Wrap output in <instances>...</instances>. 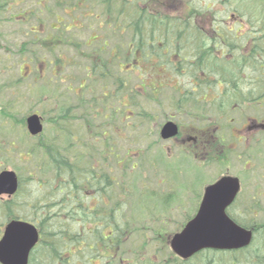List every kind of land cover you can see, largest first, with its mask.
Segmentation results:
<instances>
[{
    "label": "trees",
    "instance_id": "obj_1",
    "mask_svg": "<svg viewBox=\"0 0 264 264\" xmlns=\"http://www.w3.org/2000/svg\"><path fill=\"white\" fill-rule=\"evenodd\" d=\"M50 1L55 9L48 10L56 20L61 12H69L70 18L86 23L83 28L90 27L88 21L98 11L102 23L98 29L103 39L92 47L89 44L93 38L78 43L63 40L69 37L62 30L55 34L54 47L61 40L66 46L72 43L83 54L79 53V58L86 60L83 65L86 77L80 84L82 95L79 99L76 95V106L66 99L64 105L51 110L53 117L48 122L53 123L57 132L54 139L44 142L39 139L33 145L22 142L21 149L16 147L15 140L4 143L0 139V154L6 157V163H21L15 169L24 174L20 193L0 203V211H8L12 218L21 212L24 219L38 225L41 240L29 264H139L138 258L147 257L150 252L162 262L179 259L169 251L168 221L144 218L140 228L135 222L134 214L139 209L148 211L151 203L142 204L144 191L149 193L161 183L153 184L142 174L143 187L137 190L134 176L137 168L143 167V159L134 160L126 155L122 160L116 143L111 144L110 135L116 133L115 125L127 123L137 109L145 120L154 119V115L146 112L145 104L157 101L166 89L176 95L170 99L173 109L195 103V98L210 91L216 95L211 106L217 107L222 117L236 110L240 103L239 80L258 73L264 77V61L258 58V54L264 53V35L260 37V32L254 35L258 38L254 40L250 58V47L243 48L245 44L240 41L245 38H234L231 32L264 28V0H174L182 8L175 11L166 8V0H99L97 8L87 0H41V3L46 5ZM6 6V1L0 0V12L8 11ZM71 29L78 30L79 26ZM40 43L50 54L54 53L42 40L36 41L38 48L42 47ZM239 49L243 51L242 59ZM87 50L91 53L87 54ZM29 52H33L34 64L40 65L38 50ZM64 64L56 58L58 69ZM115 64L119 70H113ZM122 73L130 74L127 75L130 79H120ZM21 82L19 79L17 83ZM163 82L167 84L165 89L159 88ZM192 82L199 85L192 87ZM95 89L102 91L100 98ZM255 91L264 92V80L258 82ZM16 102L19 100L0 106V115L11 118L18 126L12 118L16 116L13 111L18 112ZM78 108L83 109L80 115ZM101 113L110 120L109 125H101V133L87 132L82 143L81 135L92 131ZM67 121H71L72 129L66 127ZM79 122L87 128L74 132V125ZM23 123L19 127H24ZM60 136L65 139L62 141ZM133 190L143 198L132 199ZM137 249L140 251L135 254ZM124 252L132 257L126 258ZM156 262L160 261L152 259V264Z\"/></svg>",
    "mask_w": 264,
    "mask_h": 264
},
{
    "label": "rangeland",
    "instance_id": "obj_2",
    "mask_svg": "<svg viewBox=\"0 0 264 264\" xmlns=\"http://www.w3.org/2000/svg\"><path fill=\"white\" fill-rule=\"evenodd\" d=\"M5 1L7 3L6 7H9V9L4 13L0 12V106H6L11 100L12 102H15L16 99L19 100V102L14 104L15 109L17 108L18 112L13 109V113L16 116H12V118L16 120V123H19V125L21 122L23 123V119L26 120L28 116H31L33 113L42 117L45 116L44 118L46 120L44 124V132L42 135L38 136L36 140L34 138L28 139L29 136L25 125H23L24 127H19V125L16 126L15 123L11 121V118L6 119L0 115V139H3L4 143L15 140L19 142L20 147L22 148V146H24L22 142L33 145L37 144L39 139H42V142L47 139H54L57 132L48 123V121L53 117V112L51 110L57 109L58 105H64L63 103H65L66 99L72 106L77 105L74 103L76 101V95L77 99H79L82 95L80 84L83 81L82 79H85L86 77V71L83 69V65L86 63V60L85 58H79L80 52L73 47H69L70 45L66 46L65 41H72L73 39L78 43H85L92 36L91 34H94V37L95 35L97 36L100 34L98 28L102 27V23L99 22L98 11H95L92 18L89 19L88 26L90 25V27L83 28L86 26V23L84 24L82 21L80 23V20L74 21L75 18L72 19L69 14L63 12L58 14L64 18L63 23L60 20L57 21L55 16L50 14V11L48 10L55 9L53 7L54 2L50 1V3L44 5L41 3V0ZM87 1L91 2L95 8L98 7L97 3L99 0ZM175 3H177V1L166 0V8L170 11L182 10V8L177 5L178 3L176 5ZM40 4H42V7ZM173 5H175V7H172ZM75 25L79 26L78 30L71 29V26L74 27ZM57 26L58 28H61V30L64 29L63 34L66 32L65 36L69 37V39L63 38L65 41H59L56 48L52 45L50 48H53L54 50V53H52L53 55L46 52L43 54L38 51L40 57L37 60H40V64L44 61L47 62V69L45 70L46 74L44 75V73L39 71V65L34 64L35 60H33L32 51L37 50L35 48L37 45L36 41L44 38L50 39L52 36L57 34V32L54 31V28ZM61 42L64 43L61 47H59V43ZM22 48H27L28 50L24 52ZM81 48L82 50L85 49V47ZM29 50H31L32 54ZM86 53H91V50H87ZM80 56H83V54L80 53ZM57 57L65 62L64 66L60 69L55 66ZM50 63L51 65H49ZM42 67L44 68V64H42L41 68ZM112 68L113 70H119L117 64L112 66ZM127 75L128 73H122L120 79L123 78L128 81V79H130L128 78L130 74L128 76ZM19 79L22 80L21 83H17ZM165 87H167V84L163 82L159 88L165 89ZM69 89L70 91H68ZM94 91L99 98L102 96V91H100V89H95ZM89 94V92L86 94V100L89 98ZM172 97L176 98V95H174L169 89H166L158 96L157 101L154 100L155 102H152V104H145V107L148 110L146 112L150 113V115H154V121L152 124L155 125L150 126V124L145 121L143 124L141 122L143 118L139 115L141 111L137 109L133 113L135 116L130 117L127 123L124 122V125L118 124L114 126L116 135L120 139H115L117 140L115 143L118 156H120L121 159L125 158L126 155L134 158V160L136 157H141L143 159V167L137 168L134 176V187L137 190H141L143 187L141 183V179L143 178L142 174L147 177L151 175L150 180H152L153 184L162 182V180L165 179L163 177H166L164 183H161L160 186H155L154 189L151 188L149 184L148 187L151 188V191L149 193L144 191L145 198L141 197L140 192H136L134 190L131 192V196H133L132 199L136 201L140 200V197L144 199V203L142 202V204H149L150 202L156 203L157 199L167 198L174 194L175 191H178L177 189L180 186V181L177 178V174H172V170H175L176 168L171 167V171L167 177V173L165 175L164 171L167 170L168 166L182 162L190 164V167L193 168L196 166V161H193L190 157L179 156L180 150L175 147L171 141L165 142L161 140L159 134L160 127L165 123V120L168 119L169 115H174V113H176L170 105V99ZM2 107H0V109ZM82 110L83 109L78 108V115L83 112ZM128 111H131V107H129ZM100 112H102V110ZM100 112L98 110V113ZM72 115L76 117L74 113H72ZM211 115L213 116L214 114ZM177 120H180L179 122H181L185 128L184 133L187 134H197L199 132H197V128L195 127H203V125L206 126L207 124L206 121L201 122L196 119H184L183 116ZM109 122L110 120L102 117L101 113L95 120V124H93V127L91 128L92 131H84L87 126L85 124L82 125L83 123L80 122L74 125L75 128L73 131H84L83 135H81L83 143L87 138V132L101 133L103 129H101L102 127L100 128V126H104L105 124L109 125ZM67 125L71 129L73 128L71 126V121H67L66 127ZM1 127H3V129ZM113 135V138H117ZM3 141H1V143ZM20 147L18 146V148ZM20 165L21 163L16 164L15 161H13L11 163H6L5 167L9 170H15V167ZM45 170L48 171L47 168ZM21 176L24 179L23 172ZM206 179L209 178H203V181L205 182ZM36 180H38V178H36ZM129 190L131 191L132 189ZM151 204L153 205V203ZM150 207L151 206H148V211L150 210ZM134 215H137L135 222H137L140 228L143 219L148 218V214H146L145 209H141V212L138 210L137 214ZM183 220L184 219L182 218H173L168 221V225L171 229H174V227H177L178 223L183 222ZM1 221L2 226L3 222L6 220L3 218ZM139 251L140 250L137 249L135 254ZM152 253L153 252H150L147 257L144 255L145 258L143 256L139 257L138 260L140 261V264H152V259L161 261L158 257H154ZM123 255L126 258L129 256L132 257V254H128L127 252H124ZM145 259L149 262L147 263V260Z\"/></svg>",
    "mask_w": 264,
    "mask_h": 264
},
{
    "label": "flooded vegetation",
    "instance_id": "obj_3",
    "mask_svg": "<svg viewBox=\"0 0 264 264\" xmlns=\"http://www.w3.org/2000/svg\"><path fill=\"white\" fill-rule=\"evenodd\" d=\"M56 29H59L58 26ZM258 32H260V37L264 35L259 29L250 28L245 30L234 29L231 32L234 38H245V40L240 39V41L245 44L243 48L248 49L250 47V58L252 57L254 40L258 38H254V35ZM91 35L90 39L95 40H92L89 46L97 47V41L103 39V37L100 34L95 35V37L94 34ZM247 36L250 37L247 38ZM54 39H56L55 36L40 40L46 42L48 48H50L54 44ZM234 41L235 43L239 42L238 39H234ZM40 45L42 46L39 47L41 51L48 52L42 43ZM69 47L72 48L71 45ZM246 53H248V50H246ZM242 54L243 51L239 54L240 59H242ZM258 58L264 61V53L258 54ZM46 63L44 62V68L41 69L44 75L47 69ZM239 81L243 82L242 79ZM190 85L197 87L199 84L192 82ZM212 94L208 91L201 98H195V103H189L174 109L176 113L169 115L160 127L161 140L171 141L180 150L179 156L190 157V159L196 161V166L193 168L190 167V164L182 162L167 167V170L164 171L165 175L167 173V177L171 167L176 168L172 170V174H177L180 186L177 189L178 191H175L169 197L157 199L156 203L151 202L153 205L151 203L149 205L151 207L148 211V218L156 221L182 218L184 219L183 222L178 223L176 227V230H181L188 222L193 221L200 215L208 189L216 186L224 179L231 178L227 183L228 186H226L227 198L229 199V204L225 209L226 215L236 227L250 234L249 245L232 251L206 250L187 260H164L155 264H264V92L258 94L255 87L251 89L247 85V90L238 95L240 103L237 109L229 113L226 112L223 117L219 114L217 107L211 106L216 98V95ZM211 114H214V116ZM182 116L184 119L206 121L207 124L203 127H195L199 133L187 134L184 133L185 128L179 122L180 120H177ZM144 121L149 123L150 120L143 118L141 122L144 124ZM169 121L176 123L179 134L175 138L165 140L162 138L161 130ZM29 138L32 139L31 136ZM33 138L36 139V137ZM60 138L62 141L65 139L61 136ZM15 142L17 143L16 147H20L19 142ZM5 166L6 157L0 154V172L8 170ZM14 171L19 181L17 192L11 196L2 193L0 195L1 204L15 198L23 188L21 174L16 169ZM150 177L151 175L148 176V178ZM201 177L209 179L204 182ZM163 178L166 179V177ZM165 179L159 183L163 184ZM233 180H237V186H235ZM8 213V211H0V241L3 238L7 224L10 222L6 221L9 219L27 220L21 216V212H18L19 216L14 215V218ZM3 218L6 221L1 226ZM209 254H212V256H209ZM30 260L27 264L30 263Z\"/></svg>",
    "mask_w": 264,
    "mask_h": 264
},
{
    "label": "water",
    "instance_id": "obj_4",
    "mask_svg": "<svg viewBox=\"0 0 264 264\" xmlns=\"http://www.w3.org/2000/svg\"><path fill=\"white\" fill-rule=\"evenodd\" d=\"M31 135H39L44 128L41 119L32 115L27 121ZM164 139L176 137L178 127L169 122L161 131ZM231 178L224 179L206 193L201 213L189 222L185 229L174 235L171 241L173 251L181 258H189L204 249L232 250L241 249L250 242V234L236 227L226 215L229 204L226 186ZM237 186V180H233ZM18 189V178L15 173L4 171L0 174V195H13ZM218 189V190H217ZM219 192V193H218ZM218 193V194H217ZM215 214H212V213ZM0 242V262L2 264H27L30 251L38 243V231L28 222L14 221L5 230Z\"/></svg>",
    "mask_w": 264,
    "mask_h": 264
},
{
    "label": "bare ground",
    "instance_id": "obj_5",
    "mask_svg": "<svg viewBox=\"0 0 264 264\" xmlns=\"http://www.w3.org/2000/svg\"><path fill=\"white\" fill-rule=\"evenodd\" d=\"M260 31L264 34V28L260 29ZM251 74L249 76H244L242 78L243 82L239 81L240 85V91H246L247 90V85L252 89L253 87H256L258 85V82L261 80H264V77L260 75L259 73L256 74L255 76H252Z\"/></svg>",
    "mask_w": 264,
    "mask_h": 264
}]
</instances>
